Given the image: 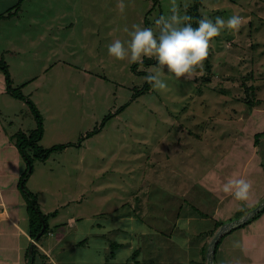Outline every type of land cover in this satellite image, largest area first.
I'll return each instance as SVG.
<instances>
[{"label": "rangeland", "instance_id": "rangeland-1", "mask_svg": "<svg viewBox=\"0 0 264 264\" xmlns=\"http://www.w3.org/2000/svg\"><path fill=\"white\" fill-rule=\"evenodd\" d=\"M20 1L0 0V13ZM193 3L176 0L192 24ZM19 5L17 14L0 20V57L14 86L25 84L23 92L43 116L39 145L72 143L46 160L35 158L27 177L42 211H58L35 242L43 253L36 264H202L214 221H230L264 200V0H202V18L236 14L246 22L238 32L214 38L191 79L169 78L164 69L167 89L151 87L136 97L147 70L157 64H139L136 71L127 59L109 56L107 46L115 39L127 42L124 29L132 31L134 24L158 34L155 20L171 15L172 0ZM209 73L212 80L205 83ZM242 82L256 85L259 104L247 103ZM36 127L27 102L5 91L0 70L1 186L10 191L13 220L22 227L28 226V212L18 182L26 162L11 135ZM256 132L262 133L259 144ZM230 178L252 183L247 201L223 192ZM244 230L247 248L238 237ZM113 241L122 244L112 247ZM229 246L230 264H264V212L224 238L215 262L228 264L220 251Z\"/></svg>", "mask_w": 264, "mask_h": 264}, {"label": "clouds", "instance_id": "clouds-1", "mask_svg": "<svg viewBox=\"0 0 264 264\" xmlns=\"http://www.w3.org/2000/svg\"><path fill=\"white\" fill-rule=\"evenodd\" d=\"M117 7L123 12L125 5L120 2ZM170 12L171 15H162L155 20L158 34L151 27L134 24L132 31L127 27L124 29L130 37L127 42L115 39L107 46L109 56L117 60L127 59L142 65L145 57L154 58L157 65L147 70L144 79L158 91L168 87L163 78L164 69L169 78L191 79L198 68H203L214 38L225 30L236 33L246 22L244 17L236 14L227 19L217 16L214 20L204 16L194 27L190 16L180 14L176 0H172ZM251 189L252 183L242 178H230L222 188L224 193L241 201L250 198ZM33 242L36 239L33 238Z\"/></svg>", "mask_w": 264, "mask_h": 264}, {"label": "trees", "instance_id": "trees-1", "mask_svg": "<svg viewBox=\"0 0 264 264\" xmlns=\"http://www.w3.org/2000/svg\"><path fill=\"white\" fill-rule=\"evenodd\" d=\"M21 1H20V3H21ZM20 3L19 2H18V4L14 3L12 6H10L11 8L10 7L7 8L6 12L0 13V20H2L3 18L11 17V16L17 14L19 9H16V10H14V9L16 6H20L19 5ZM201 4H202V0H194V3H193L192 8H191L192 12L196 16V20L192 24L194 27L197 26V22L202 18L201 17L202 15L199 11ZM153 62H155L157 64V62L154 58L150 59V58L145 57L143 59V64H145V65L152 64ZM138 65H139L138 63L132 64L133 69H135L137 71ZM0 70L4 74L5 91L15 98L26 101L27 104L30 106V108H31L32 112L34 113L36 120H37V127L34 130H32V131L30 130V132L20 130L19 132L13 133L11 135V137L15 138V144L18 148V151H19L20 155L22 156V158L26 162V167L22 170V172L20 174L18 186L21 189L22 194H23L25 201H26V208H27V212H28V232L32 238L39 241V239H41V236L46 231H49V223H48L49 217L51 215H56L58 211L54 210V211H51L50 213H45L44 211H42L39 200H38V195L35 192H33L32 190H30L26 185L27 177L34 170L35 158H39L41 160H46L52 153L60 151V150L62 151L67 146L71 145L72 143L55 144L53 146L45 147V148L42 147L41 145H39L38 141L42 138L44 125H43V116H42L38 106L29 96H27L23 92V87L25 86L24 83L21 85V87H15L14 86V84H13L14 80H13V77H12L11 72L9 70V64L3 57H0ZM142 72H144V71H142ZM248 76L249 75H246V76H244V78L248 79ZM203 78L205 80V83L211 82L212 75L210 73L205 74V76ZM242 84L245 85V90L247 92V103L250 106L259 104L260 100L256 98V85L254 83L245 84V82L244 83L242 82ZM151 87L152 86L146 82L142 88L137 89L135 91V94H133V97H136L137 95H140L144 92L149 91L151 89ZM127 104H124L121 107H119L116 112H114V113L112 112V113L107 114L103 118L100 126H96L94 129L88 131L86 134H84L80 137L77 145L81 146V143L84 140V138L91 137L94 134L98 133L103 128V126L106 124L108 119L111 118L112 116H114L115 114H117L118 112H120L121 110H123L127 106ZM261 136H262L261 132L255 133L256 144L260 143ZM257 204L258 203H256L251 208H247V207L243 208L241 211L237 212V214L234 217L236 218V217H240V216L246 214L249 210L254 208ZM193 209L198 211L201 215L206 214V212L200 210L197 207H194ZM263 212H264V207L262 209H260V211L257 214H255L253 217L248 219L246 222H244V223L238 225L237 227H234V228L230 229L229 231L223 233L220 236V238L218 239L217 244L215 246V257H216V253H217L222 241L224 240V238L228 234L232 233L235 230V228H239V227L241 228L243 226H246L252 220H254L255 218H258ZM233 218H231V219H233ZM225 222H227V220L216 219L214 221L213 228H211L209 230V234L211 233V235L214 236L217 229L222 224H224ZM44 224H45V229L42 231ZM41 231H42L41 235L37 238L38 233ZM86 239L87 238H84L83 240L80 241V243L83 244L84 242H86ZM111 244L113 247L116 245H121L122 243L117 242V241H113ZM207 246H208V243L206 242V245H203V248H202V253H203V257H204L202 264H204L206 259H207V257H206ZM38 252H39V248L37 247V245L35 243H33L31 241L29 243V246L27 247V250H26L27 259H26L25 264H36V263H38L37 262V254H39ZM41 254H43V253H41ZM208 264H209V262H208ZM216 264H219V263L216 262Z\"/></svg>", "mask_w": 264, "mask_h": 264}, {"label": "crops", "instance_id": "crops-1", "mask_svg": "<svg viewBox=\"0 0 264 264\" xmlns=\"http://www.w3.org/2000/svg\"><path fill=\"white\" fill-rule=\"evenodd\" d=\"M4 176V173H2V175L0 174V264H20L22 259H25L26 257L27 248L25 249V247H28L30 240L33 238L28 232V226L22 227L13 220V207L11 205L10 191L6 189V187L1 186L3 185V183H5L3 179ZM5 197L9 199L7 200L8 202H6ZM17 228L18 230H20V233L17 232ZM244 229L246 230L245 227ZM245 230L243 231V233H240L238 237L242 241V243H244L243 245L245 246V248H247V238H245ZM24 236L25 240L22 242ZM36 242L37 244H39L38 241ZM230 246L229 248L224 247L220 251L223 256V261L228 264H230V257H228ZM40 255L41 254H37V260H39V258L41 257Z\"/></svg>", "mask_w": 264, "mask_h": 264}, {"label": "water", "instance_id": "water-1", "mask_svg": "<svg viewBox=\"0 0 264 264\" xmlns=\"http://www.w3.org/2000/svg\"><path fill=\"white\" fill-rule=\"evenodd\" d=\"M263 207H264V200L260 204L256 205L254 208L249 210L246 214H244V215H242L240 217H236L235 219H232L230 221L225 222L224 224H222L217 229L216 233L214 234L212 240L209 243L208 250H207V257H208L209 264H216V262H215V246H216L217 241L220 238V236L223 233L229 231L230 229H232V228L244 223L245 221H247L248 219L253 217ZM44 229H45V224H44V226L42 228V231ZM42 231L38 233L37 238L41 235Z\"/></svg>", "mask_w": 264, "mask_h": 264}]
</instances>
